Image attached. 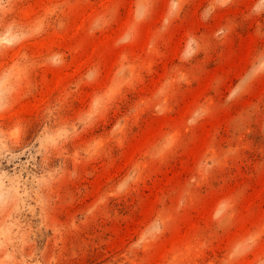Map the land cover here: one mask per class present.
Segmentation results:
<instances>
[{
    "label": "rangeland",
    "instance_id": "1",
    "mask_svg": "<svg viewBox=\"0 0 264 264\" xmlns=\"http://www.w3.org/2000/svg\"><path fill=\"white\" fill-rule=\"evenodd\" d=\"M0 264H264V0H0Z\"/></svg>",
    "mask_w": 264,
    "mask_h": 264
}]
</instances>
